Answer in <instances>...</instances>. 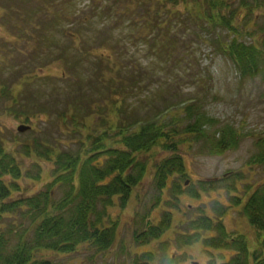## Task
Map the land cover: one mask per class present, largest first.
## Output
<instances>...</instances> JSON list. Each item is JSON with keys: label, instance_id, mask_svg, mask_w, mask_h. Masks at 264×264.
<instances>
[{"label": "rangeland", "instance_id": "rangeland-1", "mask_svg": "<svg viewBox=\"0 0 264 264\" xmlns=\"http://www.w3.org/2000/svg\"><path fill=\"white\" fill-rule=\"evenodd\" d=\"M215 1L213 10L211 0H0V144L8 166L16 168L8 167L4 182L10 196L0 198V259L16 252L17 244L27 245L45 216L70 217L78 199L62 211L53 206L63 201L71 180L64 175L70 171L60 169L59 154L95 156L96 138L109 135V145L120 127L132 130L161 117L168 123L190 105L216 123L205 125L207 144L178 147L186 169L182 191L156 188L157 166L174 154L156 144L132 161V187L125 184L122 194L104 200L116 224L113 242L99 245V253L79 242L76 253L57 254L46 248L44 236L31 259L142 264L144 254L153 253L150 264H224L206 245L216 231L182 244L191 241L186 236L204 215L221 219L228 240L247 242L250 264L254 250L263 258L264 230L250 222L244 206L264 191V69L242 74L222 45L227 50L233 34L245 44L264 45V0ZM221 10L223 22L231 21L234 10L233 34L214 24ZM20 126L30 128L19 132ZM221 127L238 135L237 144L219 154L216 143L226 136ZM41 192L51 194V202L37 219L41 208L33 211L25 199ZM164 216L170 222L160 237H143L144 244L134 240L135 233L161 225ZM233 253L224 251L227 257Z\"/></svg>", "mask_w": 264, "mask_h": 264}, {"label": "trees", "instance_id": "trees-1", "mask_svg": "<svg viewBox=\"0 0 264 264\" xmlns=\"http://www.w3.org/2000/svg\"><path fill=\"white\" fill-rule=\"evenodd\" d=\"M212 2L213 0H211V7L213 10L217 9V6H215L217 1L214 3ZM224 8H228L229 12L228 6ZM222 14L223 12L221 10V14L218 17L216 16L214 24L224 27L228 30V33L233 34L234 30H236V28L232 26V16L235 15L234 10L230 11L232 15L231 21L224 20L223 22ZM233 37V40L227 46V50H225L226 45L224 44L222 45V50H224L225 53L228 52L229 55L234 58L241 73L247 74L249 72V74H251L253 70H257L258 67L264 69V45L256 46L254 44H245L239 41L235 34H233ZM190 106L183 108L185 111L181 113L178 118H169L168 123L164 122L166 119H161L162 117L160 116V120L140 124L132 130L128 128V130L124 131V129L122 130V127H120V132H118L119 137L115 140L112 139L109 145L105 142V138L109 137V135L96 138L92 142V149H97L96 153H98L95 156L90 155L89 157L86 156L82 158L79 154L73 156L68 154L67 151L63 156L59 154L57 157L59 158L60 156V159L63 158L64 162L61 163L59 159V163H56L60 164V169L62 171H70L68 174L64 175H69L71 180H69V178L67 180L68 182L70 181L68 184L69 191H66L63 201L58 205L53 204V206L54 211H62L63 208L67 209L69 205H72L73 202L78 199L73 210L70 211V217L67 218L64 212L58 215H51V217L45 216L48 204L51 202V197L49 196L51 194L48 192L46 194L41 192L42 195L26 198L25 203L27 206H31L33 211L37 212L40 208L42 210L39 212L38 216L35 215V217L37 219L42 216L45 217L42 219L41 225L35 230V237H33L27 245H22L21 243L19 245L17 244L16 252H12L10 256H2L3 258L0 259V264H50L51 262L47 258L43 259L42 257H38L35 260L31 259L38 251V248L34 247L41 245L44 236L45 241L49 244V247L46 248L53 250L57 254L76 253V246L79 242L87 243L89 244L88 246L93 247L96 252H101V246L109 245L113 242L117 234L115 222L107 217V206L104 200L108 198L109 201H112L114 195L122 194L125 184L129 188L132 187L134 175L131 174L129 169V167H133L132 161L137 163L141 155H143L144 152L152 150L153 146L156 144L174 153L172 156L164 158L163 161L159 163L160 165L158 164L159 167L157 166L155 172L156 188L159 193H163L168 185H170L168 188L174 192L178 193L182 191L183 187L180 181L184 180L186 169L182 156L176 153L177 149L181 145L191 146L192 142L196 144L202 141L207 144L208 140L204 132L205 125L207 122L216 123L215 121H211V119L206 120V115H201V112L197 110L193 111ZM194 115L195 118L188 121V119ZM181 120L187 123L185 124L181 122ZM181 123L187 126L184 130L179 129ZM221 128L222 129L219 130L226 136H222L218 143H216V147L219 146V148L215 150H217L219 154L233 148L232 146L237 144V139H234V137L236 138L238 135L229 127ZM182 132L185 133V138H183L184 135H180ZM152 141H154L153 145ZM166 142L167 144H165ZM5 159H7V155L3 152L2 144H0V198L2 200L8 198L11 191L4 183L6 176L9 175L8 167L9 171L16 169L12 166H8L9 163H7ZM99 159L101 161H99ZM9 160L12 161L10 158ZM1 162L4 163V166ZM147 167L148 164L143 162L141 164L142 172H145ZM15 173L20 175V170H15ZM76 174H78V176H75ZM236 177H238L237 179L241 178L240 174L236 175ZM15 179L14 177V180ZM63 179H59L56 182H61ZM126 179H129L132 184L128 181L127 184ZM14 180L12 181L13 185L17 183V181ZM76 180H78V184L75 183ZM16 185L17 186L13 187L14 191L19 187L18 184ZM207 188H209V186ZM244 207H246V213L249 214L250 222L258 227L257 229H259V231L264 230V191L256 192L254 197L251 196L249 200H246ZM221 213L223 212L220 210L218 216H221ZM204 216H201L199 221L192 224L195 232L191 236L190 234L186 236H189L191 241H183L182 244L189 245L192 244L191 242L201 241V236L216 231L218 235L213 236L209 234L207 238L209 240L206 242L207 249L210 255H212L211 257H214L212 253L218 251L220 256L217 258L220 262L225 261L224 264H250V259L247 255V252L249 253V248L246 241L243 240L242 237L238 239L240 241L235 239L228 240V234L224 231L225 228L222 221L220 222L221 219L215 222L214 217ZM169 222L170 217L164 216L161 225H154V227L148 230L135 233L134 240L138 241V244H144L146 240H143V237H160V233L164 230L163 225ZM260 224H263V227H259ZM198 231H200V233H197ZM201 232L203 234H201ZM25 246H27V248ZM22 247H24L23 250L25 253H21ZM260 247L261 251H263L264 240L261 241ZM230 249H232L234 253L228 256V259L224 251ZM256 251L257 250H254L253 255L251 254L252 260L254 261L253 264H264V256L263 258L258 257L257 254H255ZM152 254L153 253H151V258H149L150 254H144L146 258L142 259L143 261L145 260L142 264H150L149 261L153 260ZM132 264H136V261Z\"/></svg>", "mask_w": 264, "mask_h": 264}, {"label": "water", "instance_id": "water-1", "mask_svg": "<svg viewBox=\"0 0 264 264\" xmlns=\"http://www.w3.org/2000/svg\"><path fill=\"white\" fill-rule=\"evenodd\" d=\"M27 129H29V127H28V128L25 127V126H20V127H18V131H19V132L25 131V130H27ZM194 264H198V263L195 262Z\"/></svg>", "mask_w": 264, "mask_h": 264}]
</instances>
